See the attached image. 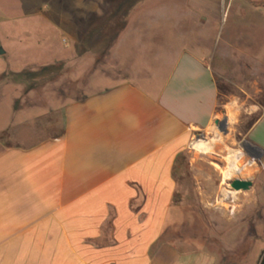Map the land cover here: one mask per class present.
Instances as JSON below:
<instances>
[{
	"label": "crops",
	"instance_id": "1",
	"mask_svg": "<svg viewBox=\"0 0 264 264\" xmlns=\"http://www.w3.org/2000/svg\"><path fill=\"white\" fill-rule=\"evenodd\" d=\"M7 40L0 31V62L10 61ZM166 63L66 103L59 136L30 137L28 120L0 131V264H249L261 238L240 232L248 250L238 259L237 217L224 216L236 232L221 250L211 223L192 231L188 202L177 200V161L199 141L213 151L192 138L218 120L220 94L205 59L184 52ZM244 138L260 155L250 192L264 193V112Z\"/></svg>",
	"mask_w": 264,
	"mask_h": 264
},
{
	"label": "rangeland",
	"instance_id": "2",
	"mask_svg": "<svg viewBox=\"0 0 264 264\" xmlns=\"http://www.w3.org/2000/svg\"><path fill=\"white\" fill-rule=\"evenodd\" d=\"M132 1H3L5 21L0 31L7 33L5 48L10 61L4 58L0 62V131L10 122L18 126L28 120L30 137L40 133L59 136L66 103L130 80L132 73L145 78L154 70H165L169 59L184 52L205 59L219 88L218 120L227 118L231 124L227 134L214 123L209 131L193 136L192 144L212 141L213 151L200 154L192 149L190 155L177 161V200L188 202L192 231H202L204 218L211 223L204 230L217 234L214 243L221 250L231 242L225 234L236 232L234 228L228 231L230 224L224 216L237 217L241 222L237 224L238 259L248 250L240 232L249 229L261 238L256 245L253 241L255 246L249 253L248 263L254 264L264 250V193H237L229 184L234 179L261 180L260 155L245 146L250 140L244 136L264 112V0H141L105 56L101 57L102 49L84 51L87 33ZM122 23L121 18L112 21V29L118 31ZM48 66L59 69L50 78L34 82L24 74ZM202 145L212 147L207 141L193 147ZM230 150L244 153L241 164L248 170L226 181ZM195 185L200 186L203 197ZM202 198L211 202L206 210L198 204ZM255 200L263 208L253 204ZM217 217L222 222L215 220L218 224L214 229L212 221Z\"/></svg>",
	"mask_w": 264,
	"mask_h": 264
},
{
	"label": "trees",
	"instance_id": "3",
	"mask_svg": "<svg viewBox=\"0 0 264 264\" xmlns=\"http://www.w3.org/2000/svg\"><path fill=\"white\" fill-rule=\"evenodd\" d=\"M128 1V0H127ZM141 0H134L132 3L130 2L128 6L125 8L120 7L114 15L107 19L101 26L91 30L89 33H87L83 43L82 47H84V51H92L96 52V50L102 49L103 52L101 54L102 56H105L107 50H109L113 44L117 41L120 34L125 30L127 26L126 18L129 16L130 11L132 8L137 4V2H140ZM123 19V23L121 25V28L116 31L112 29V21H115L116 19ZM59 69L56 66H48L41 68L39 71L36 72H25L24 74L27 75V77H30L35 82L37 79H42L43 77L50 78L53 75H55V72H57ZM35 86V83L32 85ZM32 87H30L27 91H30ZM254 124V123H253ZM259 264H264V253L261 256Z\"/></svg>",
	"mask_w": 264,
	"mask_h": 264
},
{
	"label": "bare ground",
	"instance_id": "4",
	"mask_svg": "<svg viewBox=\"0 0 264 264\" xmlns=\"http://www.w3.org/2000/svg\"><path fill=\"white\" fill-rule=\"evenodd\" d=\"M194 149L204 154L212 151V147L209 145L196 146L194 147ZM241 160L242 157L238 154H231L227 157L228 166L224 171V178L226 181H229L235 177H240L248 170L247 166H243L241 164ZM228 193L229 192H227L226 194Z\"/></svg>",
	"mask_w": 264,
	"mask_h": 264
},
{
	"label": "water",
	"instance_id": "5",
	"mask_svg": "<svg viewBox=\"0 0 264 264\" xmlns=\"http://www.w3.org/2000/svg\"><path fill=\"white\" fill-rule=\"evenodd\" d=\"M0 55H4V51L1 49L0 50ZM227 124L228 121L225 119L224 121H215V125L218 128V130L224 134H227ZM230 188L234 191V192H249L252 187H253V182L249 181V180H242V179H234L230 184H229Z\"/></svg>",
	"mask_w": 264,
	"mask_h": 264
}]
</instances>
